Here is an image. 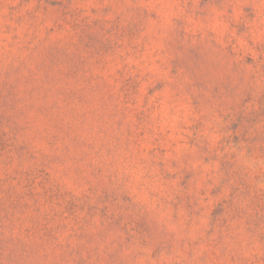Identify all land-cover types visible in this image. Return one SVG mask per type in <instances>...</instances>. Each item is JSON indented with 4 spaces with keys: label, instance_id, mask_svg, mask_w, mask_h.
Instances as JSON below:
<instances>
[{
    "label": "rangeland",
    "instance_id": "374dc122",
    "mask_svg": "<svg viewBox=\"0 0 264 264\" xmlns=\"http://www.w3.org/2000/svg\"><path fill=\"white\" fill-rule=\"evenodd\" d=\"M0 264H264V0H0Z\"/></svg>",
    "mask_w": 264,
    "mask_h": 264
}]
</instances>
